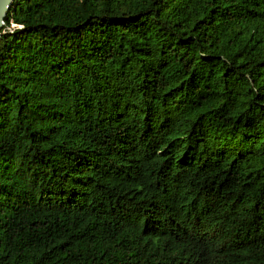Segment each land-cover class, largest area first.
<instances>
[{
  "label": "trees",
  "instance_id": "trees-1",
  "mask_svg": "<svg viewBox=\"0 0 264 264\" xmlns=\"http://www.w3.org/2000/svg\"><path fill=\"white\" fill-rule=\"evenodd\" d=\"M4 30L0 264H264V0H13Z\"/></svg>",
  "mask_w": 264,
  "mask_h": 264
},
{
  "label": "water",
  "instance_id": "water-1",
  "mask_svg": "<svg viewBox=\"0 0 264 264\" xmlns=\"http://www.w3.org/2000/svg\"><path fill=\"white\" fill-rule=\"evenodd\" d=\"M12 3H13V0H2V3H0V9H3V11L5 13L4 20H3V27H0V31L4 30V28H5L7 14H8V11L10 10L11 6H12Z\"/></svg>",
  "mask_w": 264,
  "mask_h": 264
},
{
  "label": "snow or ice",
  "instance_id": "snow-or-ice-1",
  "mask_svg": "<svg viewBox=\"0 0 264 264\" xmlns=\"http://www.w3.org/2000/svg\"><path fill=\"white\" fill-rule=\"evenodd\" d=\"M0 3H2V0H0ZM4 11L3 9H0V27H3V20H4Z\"/></svg>",
  "mask_w": 264,
  "mask_h": 264
}]
</instances>
